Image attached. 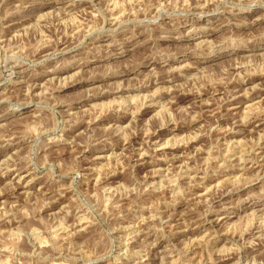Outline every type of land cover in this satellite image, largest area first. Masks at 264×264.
Wrapping results in <instances>:
<instances>
[{"label":"rangeland","instance_id":"rangeland-1","mask_svg":"<svg viewBox=\"0 0 264 264\" xmlns=\"http://www.w3.org/2000/svg\"><path fill=\"white\" fill-rule=\"evenodd\" d=\"M260 152L264 0H0V264H264Z\"/></svg>","mask_w":264,"mask_h":264},{"label":"bare ground","instance_id":"bare-ground-1","mask_svg":"<svg viewBox=\"0 0 264 264\" xmlns=\"http://www.w3.org/2000/svg\"><path fill=\"white\" fill-rule=\"evenodd\" d=\"M12 73V72H11ZM243 119V118H242ZM167 139V138H166ZM152 142V141H151ZM162 146H163V144H162ZM142 157V156H141ZM246 161V160H245ZM263 161H264V153H262V152H260L259 153V155H258V157H257V159H256V161H255V165H256V167H258V166H263ZM260 168V167H259ZM259 211H261L260 209H259ZM259 214V213H258ZM227 217V216H226ZM225 216H224V219L226 218ZM208 219V218H207ZM221 220V219H220ZM218 218L216 217L215 219H210L209 221H207V223L209 224V225H211V226H216L217 224H218ZM206 224V223H205ZM205 224H201V226H205ZM219 225V224H218ZM208 226V225H207ZM201 228V227H200ZM217 228V227H216ZM221 232V231H220ZM194 262V261H193ZM195 264V263H194ZM196 264H200V263H197L196 262Z\"/></svg>","mask_w":264,"mask_h":264}]
</instances>
